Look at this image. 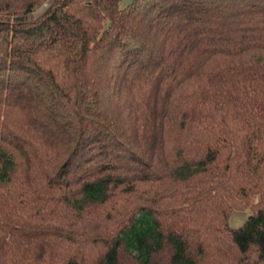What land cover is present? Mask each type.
I'll return each instance as SVG.
<instances>
[{"label": "trees", "instance_id": "trees-1", "mask_svg": "<svg viewBox=\"0 0 264 264\" xmlns=\"http://www.w3.org/2000/svg\"><path fill=\"white\" fill-rule=\"evenodd\" d=\"M0 264H264V0H0Z\"/></svg>", "mask_w": 264, "mask_h": 264}, {"label": "rangeland", "instance_id": "rangeland-1", "mask_svg": "<svg viewBox=\"0 0 264 264\" xmlns=\"http://www.w3.org/2000/svg\"><path fill=\"white\" fill-rule=\"evenodd\" d=\"M130 0H121V5L128 4ZM42 10V9H41ZM42 11H39L40 14ZM258 201V196H254L251 203L246 207L235 208L231 214V225L240 226L248 217L253 209V205Z\"/></svg>", "mask_w": 264, "mask_h": 264}]
</instances>
